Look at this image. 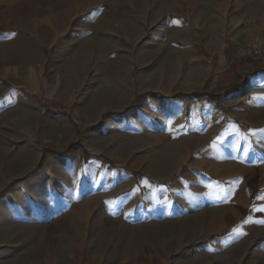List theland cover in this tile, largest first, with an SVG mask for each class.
<instances>
[{
    "label": "rangeland",
    "instance_id": "1",
    "mask_svg": "<svg viewBox=\"0 0 264 264\" xmlns=\"http://www.w3.org/2000/svg\"><path fill=\"white\" fill-rule=\"evenodd\" d=\"M258 34L264 0H0V264H264Z\"/></svg>",
    "mask_w": 264,
    "mask_h": 264
},
{
    "label": "built area",
    "instance_id": "2",
    "mask_svg": "<svg viewBox=\"0 0 264 264\" xmlns=\"http://www.w3.org/2000/svg\"><path fill=\"white\" fill-rule=\"evenodd\" d=\"M241 51L247 56L264 61V34L255 35L241 48Z\"/></svg>",
    "mask_w": 264,
    "mask_h": 264
},
{
    "label": "snow or ice",
    "instance_id": "3",
    "mask_svg": "<svg viewBox=\"0 0 264 264\" xmlns=\"http://www.w3.org/2000/svg\"><path fill=\"white\" fill-rule=\"evenodd\" d=\"M175 23H177L179 25V21H176ZM262 86H264V85H262ZM255 98L256 99H264V97H255ZM236 131H237V133H239V129H236ZM262 131H264V130H262ZM250 135L251 136H256L257 133H256L255 130H250ZM245 139H247V136L245 137ZM249 142H251V141H249ZM209 187H211V186L209 185ZM258 199L264 200V195L258 197ZM252 211H254V212H257V211L258 212H264V206H261L259 208H257L256 206H253ZM247 222H251V218H249L248 221H245V223H247ZM258 222L259 223H264V220H261V221H258ZM233 232H235L238 235H246V233L242 230V228H235V229H233Z\"/></svg>",
    "mask_w": 264,
    "mask_h": 264
},
{
    "label": "trees",
    "instance_id": "4",
    "mask_svg": "<svg viewBox=\"0 0 264 264\" xmlns=\"http://www.w3.org/2000/svg\"><path fill=\"white\" fill-rule=\"evenodd\" d=\"M238 88H239V85H235L233 88L226 91L223 95L207 94L205 96L210 100L217 101L220 99L221 96H226V95L236 91ZM175 98H178V96H176ZM76 151H77V149L75 148V146L71 145V147H69V149L66 151V153L76 152Z\"/></svg>",
    "mask_w": 264,
    "mask_h": 264
},
{
    "label": "bare ground",
    "instance_id": "5",
    "mask_svg": "<svg viewBox=\"0 0 264 264\" xmlns=\"http://www.w3.org/2000/svg\"><path fill=\"white\" fill-rule=\"evenodd\" d=\"M252 91H255V87L253 85L252 86H249V88H247V91L246 92H252ZM147 233L151 237V239L153 238L155 241H158L159 239H161L160 237L164 236V234L159 229L154 228V227H153L152 231L149 230Z\"/></svg>",
    "mask_w": 264,
    "mask_h": 264
}]
</instances>
